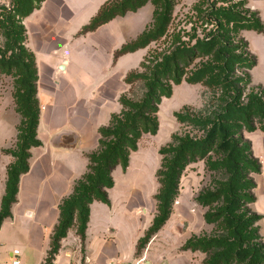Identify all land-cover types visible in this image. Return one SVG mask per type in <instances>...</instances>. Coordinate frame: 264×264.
Instances as JSON below:
<instances>
[{
	"label": "trees",
	"instance_id": "obj_1",
	"mask_svg": "<svg viewBox=\"0 0 264 264\" xmlns=\"http://www.w3.org/2000/svg\"><path fill=\"white\" fill-rule=\"evenodd\" d=\"M43 1L16 0L14 14L10 12L0 19V30L7 40L5 51H0V71L14 70L21 76L15 99L17 111L22 116L17 137L18 151L14 153L17 161L8 170L6 192L1 202L0 228L3 221L11 216L21 176L30 169L27 160L31 148L42 145L38 138L40 104L37 98V66L34 55L21 46L24 30L18 24L40 7ZM147 2L109 0L90 24L83 28V33L94 31L128 12H136ZM152 3L156 7L153 27L135 41L123 45L116 52V57L145 48L166 34L171 4L166 0H152ZM260 22H254L249 27L244 25L242 29L263 32L264 25ZM242 42L243 45L235 47L215 36L198 40L195 46L179 43L157 58L146 59L141 63L142 72L128 76V84L136 80L143 83V96L134 99L122 95V111L112 116L108 126L99 129V149L87 156V173L60 205V221L52 237L49 262L58 253L61 240L71 228L77 227L78 235L85 239L90 205L94 201L110 202L108 190L115 185L112 175L114 169L121 166L127 171L131 153L139 149L143 136L155 135L159 130L158 112L162 98H170L173 85L186 81L203 83L213 90L218 95L219 109L205 117L181 113L176 115L180 122L189 124L200 134L175 136L171 144L160 149L163 155L162 168L158 173L161 187L156 195L159 214L141 239L139 250L169 219L179 179L185 168L197 159L214 153L219 159L212 160L210 156L208 164L219 174V180L213 190L200 193L198 202L203 207H211L205 214V220L209 224L219 225L221 231L217 235L189 239L183 250L206 253L203 264H264V244L257 226L262 216L250 206L256 201L253 192L256 182L251 175L260 173L262 165L244 134L245 131L257 129L264 131V90L256 92L252 89L246 94L252 84L251 70L258 60L249 52L248 43ZM240 49L243 50L238 53ZM198 55L208 57V60L187 73ZM237 65L239 70H243L244 76L237 74ZM64 145H71L70 141H64Z\"/></svg>",
	"mask_w": 264,
	"mask_h": 264
},
{
	"label": "crops",
	"instance_id": "obj_2",
	"mask_svg": "<svg viewBox=\"0 0 264 264\" xmlns=\"http://www.w3.org/2000/svg\"><path fill=\"white\" fill-rule=\"evenodd\" d=\"M108 1L44 0L24 19L27 47L37 62L41 109L38 138L42 145L31 148L30 169L21 176L11 216L1 225L0 264L16 260L20 264H202L203 256L198 252L179 251L184 245L178 244L179 239L185 238V243L189 237L188 232L180 233L174 211L139 250L141 239L153 225L156 207L149 210L148 205L131 199L126 181L130 164L126 172L121 167L114 169L115 185L108 190L110 202L94 201L90 205L85 239L76 227L71 228L61 240L58 253L48 261L60 221V205L87 173V156L99 148V129L120 113L125 79L147 53L141 48L116 57L123 45L145 32V19L132 22L131 17L147 5L83 33ZM250 3L264 23V0ZM243 35L264 68V31L247 30ZM254 82L264 88V81ZM6 112L4 108L0 117V148L13 138L20 122V118ZM64 141L71 145H64ZM0 179L1 209L6 180L1 175ZM143 190L148 197L147 189ZM260 209L263 218L259 226L264 236V204Z\"/></svg>",
	"mask_w": 264,
	"mask_h": 264
},
{
	"label": "rangeland",
	"instance_id": "obj_3",
	"mask_svg": "<svg viewBox=\"0 0 264 264\" xmlns=\"http://www.w3.org/2000/svg\"><path fill=\"white\" fill-rule=\"evenodd\" d=\"M166 1L167 3L171 4L172 7L167 32L163 37L151 42L147 47H145L147 53L141 63L146 59L152 60V58L159 57L160 54L169 51L172 46L179 43H186L189 46H195L198 40H208L209 38H213L215 36H219L220 40L224 41L225 43L227 42V44L231 43L232 46H241L243 45V40L248 43L247 39L243 35L245 31L249 30L261 33L254 29H242L244 25L249 27L253 25L254 22H259V20L261 21L260 24L264 25L259 13L252 7L250 0ZM15 5L16 0H0V19H2V16H5L10 12L13 13ZM145 5H147L146 9L140 14L132 15L131 19L132 22L137 21L139 18L142 20L145 19L147 22L145 31H148L153 27L155 19L154 10L156 7L152 3V0H148ZM235 15H237V18ZM13 18L16 21H19V19L15 18L14 16ZM18 25L22 26L24 30L22 33L23 42H21V46L26 48L34 55V53L27 47V29L24 21L20 20ZM246 36H248V33H246ZM250 36L252 35L249 34V37ZM250 40L252 41L251 38ZM6 41L7 40L5 37H3V33L0 30V51H5ZM254 47L255 46L253 44V48ZM242 50L243 49H240L237 52L241 53ZM249 52L255 56L251 52L250 47ZM9 55L10 53L8 52L7 56ZM207 60L208 57H202L198 55L193 65L187 70V73H190V70L194 68L196 69V67ZM141 63L136 68H134L130 74L142 72L144 69L141 67ZM236 67H238L237 74L244 76L242 75L243 70H239V65ZM252 70L251 76L254 77V81H264V68L262 65L258 64ZM129 75H127L126 79ZM20 77L21 76L18 75L14 70H4L3 72L0 71V117H2V110L6 108V113L9 116L11 113H13L16 117L20 118V122L16 127L13 138L0 148V175L3 181L4 179L7 181L8 170L17 161L14 153L18 151L17 137L19 133V127L22 124V116L17 111L15 94L19 87L18 84ZM253 77L252 84L246 90V94L252 89L256 92L261 89L264 90L262 86L255 84ZM126 79V90L124 93H122V95H127L134 99L141 98L144 93L143 83L140 80H136L133 83L128 84ZM217 97L218 95L203 83L192 84L183 81L179 85H173V94L170 98H162L158 112L160 126L157 134L144 135L140 140L139 149L131 153L129 163L131 165V172L126 181L128 188H130L129 192H132L131 199L135 203L148 205L149 210H153L154 207H156V215L159 214L156 195L161 187L158 173L162 168L161 165L163 163V155L160 153V149L171 144L174 141L173 137L175 136H182L186 133H188L190 136L200 134L198 130L194 129L189 124L180 122L176 115L181 113L187 114L189 116L205 117L207 115L213 114L219 109ZM120 105L122 111L121 102ZM244 134L246 141L251 142L254 155L262 165V170L260 173H253L251 175L256 182V188L253 191L254 195L256 196V201L250 206L255 213H258V211L261 210L260 206L264 204V131L257 129L253 132L245 131ZM210 156L212 157V160L219 159L217 155L210 153L205 158L197 159V161L190 163L185 168L179 179L177 196L172 205V212L174 211V213L178 214L179 231L180 233L188 232V240L217 235L221 231L219 225L209 224L205 220V214L208 210H210L211 207H203L202 204L198 202V196L200 193L205 192L206 190H213L218 183L217 181L219 180V174L212 170L208 164V159ZM30 158L27 160L28 163ZM116 174L119 175V173ZM143 189H147L150 198L149 196L146 197ZM259 222L257 223V226H259ZM259 230L262 237V242L264 244V236L260 226ZM179 240L180 241L178 244L183 243L185 245V238L181 237ZM171 242L173 241L170 240V243ZM165 243L166 242H164V244ZM184 245L180 246L179 251H183ZM194 252H198L203 256L201 262L203 264L207 254L200 250Z\"/></svg>",
	"mask_w": 264,
	"mask_h": 264
},
{
	"label": "built area",
	"instance_id": "obj_4",
	"mask_svg": "<svg viewBox=\"0 0 264 264\" xmlns=\"http://www.w3.org/2000/svg\"><path fill=\"white\" fill-rule=\"evenodd\" d=\"M15 254H19V251H15ZM13 264H20V261L16 260Z\"/></svg>",
	"mask_w": 264,
	"mask_h": 264
},
{
	"label": "water",
	"instance_id": "obj_5",
	"mask_svg": "<svg viewBox=\"0 0 264 264\" xmlns=\"http://www.w3.org/2000/svg\"><path fill=\"white\" fill-rule=\"evenodd\" d=\"M63 67V66H62Z\"/></svg>",
	"mask_w": 264,
	"mask_h": 264
}]
</instances>
